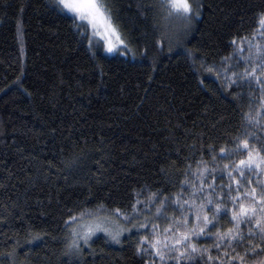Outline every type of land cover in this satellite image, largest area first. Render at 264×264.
Here are the masks:
<instances>
[{
    "label": "trees",
    "instance_id": "obj_1",
    "mask_svg": "<svg viewBox=\"0 0 264 264\" xmlns=\"http://www.w3.org/2000/svg\"><path fill=\"white\" fill-rule=\"evenodd\" d=\"M104 2L127 41L124 54L90 48L56 0H0V264H147L135 232L120 243L98 233L68 255L65 221L101 203L131 212L152 193L174 200L182 189L187 199L191 185L181 182L203 167L197 161L217 169L215 184L226 189L224 166L247 153L220 149L233 150L249 132L259 137L253 148L264 145V117L260 125L243 119L264 96L240 75L254 62L244 60L248 44L239 45L252 38L264 0H191L199 14L190 21L169 15L161 0ZM223 202L227 215L210 233L231 227L233 205ZM248 228L230 248L194 242L221 259L244 254L250 240L260 243ZM262 260L260 248L247 253L246 264Z\"/></svg>",
    "mask_w": 264,
    "mask_h": 264
},
{
    "label": "snow or ice",
    "instance_id": "obj_2",
    "mask_svg": "<svg viewBox=\"0 0 264 264\" xmlns=\"http://www.w3.org/2000/svg\"><path fill=\"white\" fill-rule=\"evenodd\" d=\"M56 6L62 14H67L73 20V24L82 36H88L89 47H99L100 40L98 37H103L106 43L108 52H119L121 48L127 51V41L124 39L119 30V26L114 22L111 9L104 0H56ZM161 7L166 9L169 15H179L183 19L190 21L197 12H193L191 0H161ZM257 28L253 32V38L258 39L253 42V38H240L241 41L247 40L249 55L244 57L245 61L252 60V71L244 70L240 75L246 79L250 87L255 79L259 85L260 92L264 96V72L257 74L258 70L264 69V13H262L257 21ZM91 31V35H89ZM115 37V42L112 37ZM235 43V41H234ZM235 51V50H234ZM242 51V47H241ZM259 61V63H255ZM209 71L212 70L210 67ZM227 75V69H225ZM232 76H237V73H232ZM233 81L230 80V83ZM264 117V102L252 113L251 107L248 112L243 114V119L247 125H260V118ZM264 127V125H260ZM254 137L251 132L247 137L240 139L233 150L222 147L220 152L225 155H233L236 153H247L246 156L241 155V158L235 162V166L227 164L224 166L229 178V185L225 189V185H216L215 180L218 178L214 175L217 169L208 170V165L204 161H197L198 165L203 164V167H198L193 173V178H188V173L185 172V179L181 182V186L191 185V193L188 198L184 199V193L175 194L173 200L171 196L165 194L160 198L158 193H152L147 202L144 203V210H150V205L159 199L160 203L156 207L155 219H160L164 211L171 207L174 211H178L179 215H173L167 227L162 231L158 229L156 224L152 226V239L147 236L140 237L137 243V252H149L152 260L147 264H155L156 260L160 264H183L188 261L189 264L196 259H204V254L207 253L205 264H235L236 260L240 264H246L247 253H255L257 248L264 250V180L259 177L260 173H264V145H258L253 148L251 140ZM215 158V157H214ZM190 167V165H189ZM239 173V177H237ZM208 175H212V182L206 183ZM199 180V185L195 180ZM244 181L247 183L245 184ZM232 182L235 183V189L232 187ZM241 187L244 191L241 192ZM219 189V191H217ZM235 191V195H232ZM141 193L137 192L139 196ZM219 197V201L217 200ZM225 199L231 200L232 211L229 223L231 227L225 230L217 229L213 234L208 231L210 227H216L217 222L222 216L227 215V207L223 202ZM141 201L137 199L131 204V212H124L120 208L109 210L108 215L103 213L106 206L101 203L94 208H83L77 214L69 216L65 221L64 227L69 230L70 239L66 242L67 254L72 255L81 251V243L89 244L90 239L97 232H103L111 241L120 243L121 233L130 231L123 225L112 227V224H118V221L113 220L114 215L123 216L127 221L133 214H139L142 209L138 207ZM215 206L214 209L212 206ZM211 213V214H210ZM164 219L168 217L163 216ZM148 221L146 220L145 223ZM248 224V233L258 236L260 243L255 244L252 240L248 242L244 254L231 255L228 251H224V259L220 256L213 257L209 247L197 245L194 241L199 237L214 238L215 243L210 247L215 249L230 248L233 244L243 241L244 236L241 232V225ZM137 232L141 229L147 231L144 224H133L131 226ZM222 227V226H221ZM145 244L148 245L145 248ZM259 264H264V260Z\"/></svg>",
    "mask_w": 264,
    "mask_h": 264
},
{
    "label": "rangeland",
    "instance_id": "obj_3",
    "mask_svg": "<svg viewBox=\"0 0 264 264\" xmlns=\"http://www.w3.org/2000/svg\"><path fill=\"white\" fill-rule=\"evenodd\" d=\"M89 35H91V31H89ZM251 38V37H249ZM253 38V36H252ZM97 39H99L101 42H100V45L101 48L106 52V53H109V54H113V53H122L124 54L125 53V50L123 48H121V50L119 52H108L106 50V43H105V40L103 37H98ZM258 39V37L256 38ZM255 39V40H256ZM112 40L115 42V37L113 36L112 37ZM248 44L247 43V40L245 41H239V45H246ZM159 205V203H152L149 207H150V210H144V207L143 205L142 206H139L142 211L139 213V214H135V219H137L138 221V224H144V227L147 229V231H144L143 229H141L139 232H137L134 228H132L131 226L134 224H132L131 222V219L129 220H125L123 218V216H120V215H114L113 216V220L115 221H118V224H112V227H117L119 225H123L125 228L127 229H130V231H125V232H122L121 235H127V234H130L131 232H135L134 234L137 235V238H138V242L140 240V237L142 236H147L149 240L152 239V226L153 224H156L158 226V229L160 231H162L165 227L168 226L169 222H170V218L175 214V215H179V212L178 211H174L171 207L167 208L164 213H163V216H166L168 217V219H164L163 216L160 218V219H155L157 213H156V207ZM104 215H108L109 214V211L108 212H104L103 213ZM148 221L147 223H145V221ZM98 233L100 234H103L106 236L105 233L103 232H97L93 235L94 236H97ZM107 237V236H106ZM148 245L145 244V248H147ZM146 254H148L149 256V261L152 260V256L150 255L149 252H145ZM148 261V262H149ZM155 264H160V261L159 260H156Z\"/></svg>",
    "mask_w": 264,
    "mask_h": 264
}]
</instances>
